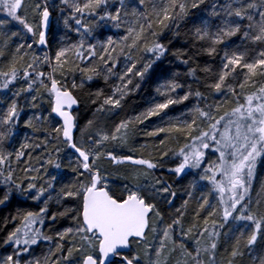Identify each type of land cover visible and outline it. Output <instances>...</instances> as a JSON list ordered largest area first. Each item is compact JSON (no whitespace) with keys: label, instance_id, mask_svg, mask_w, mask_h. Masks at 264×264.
I'll use <instances>...</instances> for the list:
<instances>
[{"label":"snow or ice","instance_id":"1","mask_svg":"<svg viewBox=\"0 0 264 264\" xmlns=\"http://www.w3.org/2000/svg\"><path fill=\"white\" fill-rule=\"evenodd\" d=\"M5 211L0 264H264V0H0Z\"/></svg>","mask_w":264,"mask_h":264},{"label":"trees","instance_id":"2","mask_svg":"<svg viewBox=\"0 0 264 264\" xmlns=\"http://www.w3.org/2000/svg\"><path fill=\"white\" fill-rule=\"evenodd\" d=\"M130 104H134L136 106V109L139 111V110H143V108L141 107V105L144 104V101L139 99V98H136L134 99L133 101H130ZM158 118H153V120H157ZM148 123V122H146ZM154 125L152 124H149V127H152ZM141 128H144L143 125L140 126ZM8 213L5 211L3 213H0V216H6ZM38 252L40 251L39 249L37 250ZM0 252H3V249H0Z\"/></svg>","mask_w":264,"mask_h":264}]
</instances>
